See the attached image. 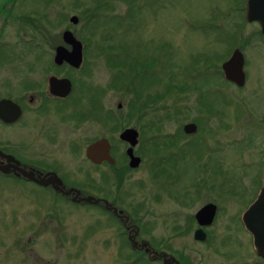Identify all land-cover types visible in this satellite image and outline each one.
Here are the masks:
<instances>
[{"label":"rangeland","instance_id":"rangeland-1","mask_svg":"<svg viewBox=\"0 0 264 264\" xmlns=\"http://www.w3.org/2000/svg\"><path fill=\"white\" fill-rule=\"evenodd\" d=\"M77 1L80 3L78 7L72 5L73 0H53L50 3L46 0H17L15 13L22 19L43 18L44 21L48 19L54 21L56 36L63 27L70 28L76 35L82 29V21L78 20L72 25L68 18L73 14L79 18L82 8L87 9L91 4V0ZM90 9L91 7L88 11ZM237 13V9L231 8L226 0H113L112 9H102V17L99 19L96 32L98 37L105 31L108 32L110 38L106 39V43L109 41L115 46L126 45L127 49L121 53L119 50L112 51L117 57L126 56L132 59V62L138 60L140 65L148 64L136 72L135 88L137 87L142 96L145 93L159 94L169 81L184 87V92L175 103L165 97L164 100L149 102L144 109H137L136 105L133 111L128 106L132 100L131 96L124 90L106 89L103 96L98 99L97 107L96 99L91 100L89 96L82 103L90 112V117H87L84 123L87 142L93 138L111 135L114 143L121 146L117 138L119 130L126 126L137 127L140 133L135 149L138 151H142L152 137L159 138V134L155 133L159 127H162V132L174 133L181 123L200 117L202 130L189 140L190 144L171 149H162L158 144L156 149L152 145L147 147L146 153L154 163L160 156L172 154L174 168L169 165L164 167L156 165L148 173L146 167L148 160L145 158L140 166L130 173L123 185V192L129 194V199L136 204H144V209L150 210L145 215L141 212L133 217L139 226L138 236L158 248L166 241L168 249L187 255L190 264H241L242 256H246L247 261L244 264H250L249 258L253 260L249 235L235 217L226 215L227 213L223 211L209 228L210 240L213 237L221 240L224 239L223 236L232 238L233 243L227 247L220 246V241H213L210 246L196 243L191 237V232L185 228L188 214L203 202V199H199L191 207L189 199L212 195L208 185L215 184L217 178L228 179L227 185L230 186L231 193L230 196L229 190L225 193L229 198L226 202H229L228 208L231 213H233L231 210L237 207L233 198L239 203L247 201L255 192L257 185L264 182V169L261 163L264 154V134L261 118L257 115V111L264 107V57L256 50L257 47H246L248 82L242 89L222 79L216 70V66L225 56L224 53L221 55L224 51L223 44L227 46L232 40L228 34L229 26L237 19ZM58 15L60 16L57 17ZM88 37L90 40L88 57L83 54L82 60V64L88 66L86 85L105 87L115 72L112 73L105 65L104 58L93 54L92 47L98 42V37ZM12 38H6L3 42H13ZM100 40L102 41L101 38ZM39 54L40 51L36 54V63L33 64L45 63ZM117 102L121 103L120 108H116ZM105 110L116 119L117 126L113 132L109 131L112 122L106 120L108 117ZM166 113H172L176 118L161 122V116ZM212 125L220 127L219 143H215L214 137L213 139L210 137L208 130ZM161 167L166 171L162 176L159 173ZM90 172L94 177L93 168ZM150 173H153L152 176ZM151 177L155 178L153 180L156 184H152ZM161 178H164L162 181L165 180L168 191L181 195L180 198L183 200H188L183 201L188 207L182 208L168 197L152 201L156 193L157 196L160 194ZM137 181L142 182V187L133 185ZM29 188L30 185L17 186V191L4 199L0 187V244L6 243L7 249L3 260L7 264H19L13 242L20 235L23 240L30 235L24 232L20 234L14 227L17 224H27V217L31 216L28 213L32 206L30 201L26 200L30 196H24L29 193ZM93 216L94 213L82 212V226L91 225L95 231L97 225ZM73 219L80 220L81 217ZM102 219L105 221L108 218L104 216ZM99 223L103 224V221ZM179 225L183 228L181 233L174 229ZM41 235L37 239L39 242L45 240ZM91 240L92 244L89 239L78 257L72 260L60 256H63L61 252L74 250L58 249L60 252L54 253V256L58 257L55 264H122L127 261L122 257L108 259L106 249H97L94 245L99 240L98 233ZM119 240L121 241V238ZM110 246H114L112 242ZM122 249L126 251V248ZM37 250L40 255L46 256V250L39 245ZM90 250L96 256H92L95 259L88 255ZM85 252L87 255H84ZM88 258H92L93 261ZM134 264L149 263L137 260ZM261 264H264V260Z\"/></svg>","mask_w":264,"mask_h":264},{"label":"flooded vegetation","instance_id":"flooded-vegetation-1","mask_svg":"<svg viewBox=\"0 0 264 264\" xmlns=\"http://www.w3.org/2000/svg\"><path fill=\"white\" fill-rule=\"evenodd\" d=\"M226 2L231 8L237 9L238 13L235 22L229 26L230 28L228 27L230 31L228 34L232 40L227 46L223 44L224 51L221 55L224 53L225 56L216 66V70L222 79L242 89L248 82L246 47H257L256 50H259L264 57V0H226ZM17 3V0H0V187L2 196L6 199L17 191V186L30 185L29 193L24 196H30L26 200L30 201L32 206V210L28 213L31 216L27 217V224L14 225L16 232L30 234L25 240L20 235L13 242L17 263L55 264L58 257L54 256V253L55 251L60 252L58 249L74 250L73 252H69V250L65 253L61 252L63 256L60 257L66 260L75 259L88 240L90 239L92 244V237L98 233L99 240L94 246H97L99 250L106 249L108 259L126 258L127 261L122 264H134L137 260L147 261L149 264L155 262L159 264H190L187 255L181 254L177 250L168 249L166 241L158 248L150 241L138 236L139 226L133 217L141 212L145 215L150 210L144 209L142 203H134L128 198L129 194L123 192V185L130 173L136 170L145 158L148 160L146 167L149 173V170L156 165L163 167L169 165L174 168L173 155L169 153L166 156H160V159L154 163L146 153L147 147L152 145L151 140L148 139V145L144 146L142 151L135 149L136 142L131 147L132 155L138 157L139 162L137 166L131 167L129 165L130 158L126 152L130 145L120 139L119 134L125 128H133L138 133V141L140 130L137 127L126 126L122 127L117 134L121 146L114 143L111 135L98 137L108 140V152L112 163L107 160L100 163L89 160L85 149L89 143L98 138L86 141L84 123L90 116L86 113L87 110L82 106V103L88 96L90 99L93 97L96 99L94 102L97 107L98 99L103 96L106 89L118 90L112 85L114 76L110 77V81L105 87L86 85L88 66L82 64V35L76 34V36L70 28L63 27L56 36L54 21L49 19L44 21L43 18L39 20L22 19L19 14L15 13ZM65 30H70L81 43V59L78 64H70L66 59L56 58L57 47L62 46L66 51L71 49L70 44L63 39ZM6 38H12L13 42H3ZM235 49H238L242 56L243 82L240 86L227 80L221 68V64L230 57ZM38 51L45 61L44 64H33L37 61ZM12 62L21 64H12ZM133 65L132 62L130 72L132 88L128 91L132 104H134L133 89L136 78ZM111 72L113 73V71ZM62 79H66L68 85ZM61 80L63 82H60ZM118 104L121 106V103L117 102L116 108H120ZM129 108L132 111L135 109L133 105ZM91 109L94 110L92 107ZM105 111L108 117L106 120L112 122L109 131L113 132L117 126L116 119L110 115L108 110ZM214 114L218 115L216 112ZM257 115L261 118L263 131L264 107L257 111ZM175 118L176 116L172 113H166L161 116L160 120L165 122ZM199 118L197 116L191 121L181 123L174 133L162 132V127H159L155 130V133L159 134L158 145L162 149H171L190 144L189 140L202 130V121ZM187 123L194 124L195 128L192 132L184 130L183 127ZM211 127L208 130L210 137H212L211 139L214 137V142L219 143L220 127L216 125ZM224 130L227 131V128ZM261 163L264 169V154ZM92 168L94 177L90 172ZM165 172V168L161 167L159 170L161 176ZM27 174H31L32 177H28ZM150 174L152 176L153 173ZM153 179L151 177V180ZM162 179L164 178L160 179V194L157 196L158 193H156L152 201L156 202L161 198L168 197L180 207H188L186 202H183L188 200H183L180 198L181 195L168 191L165 180L162 181ZM214 182L215 184L208 185L212 195L189 199L191 207L199 199H203V202L188 214L186 230L191 232V237L196 243L210 246L211 242L220 241V246L226 245L227 247L233 243L232 238L223 236L224 239L221 240L215 237L210 240L209 228L215 223L218 214L223 211L227 213L226 215L235 217L249 235L253 253V260L249 258L250 264H261L264 256L256 253L252 236L245 229L241 216L256 199L264 182L257 185L255 192L247 201L239 203L236 201L237 199L233 198L237 206L236 209L231 210L233 213L228 208L229 202H226L231 193L230 186L227 185L228 179L217 178V181ZM152 184H156L155 180L152 181ZM133 185L142 187L143 184L141 181H137ZM244 186L247 187V185ZM226 191H228V196ZM223 195L225 197H222ZM87 196H91L93 199L86 200ZM207 205L214 207L212 220L209 224H200L195 217L196 213ZM82 212L94 213L97 230L93 231L91 225L82 226ZM77 216H80L81 219L72 220ZM104 216L109 220L104 221L102 219ZM99 221H103V224ZM134 227L137 228V233L133 237L137 242L136 246H133L130 240ZM174 229L181 233L183 228L182 225H179ZM198 229L203 232L204 239L202 240L194 238V232ZM41 234L45 240L39 242L37 239ZM112 237H114L113 240ZM110 242L114 246H110ZM142 242L145 243L143 247L139 246ZM38 245L46 250V256L40 255L37 250ZM122 248H126V251ZM6 249V243L0 244V264H7L3 260ZM151 250L156 251L157 254H153ZM158 253L161 254L158 255ZM223 254H226L225 251ZM84 255H87V252ZM88 255L96 257L91 250ZM163 255L165 256L163 257ZM92 258L88 259L93 261L95 258ZM241 258H243L241 264H244L247 261L246 256Z\"/></svg>","mask_w":264,"mask_h":264},{"label":"water","instance_id":"water-1","mask_svg":"<svg viewBox=\"0 0 264 264\" xmlns=\"http://www.w3.org/2000/svg\"><path fill=\"white\" fill-rule=\"evenodd\" d=\"M78 21L76 15H71L69 17L70 24L74 25ZM63 39L68 42L71 46L70 51H66L62 46L57 47L56 49V58L66 59L70 64H78L81 59V43L77 40L70 30H65L63 32ZM221 68L224 74V77L233 82L234 84L240 86L243 82V72H242V56L238 49L233 50L230 57L221 64ZM65 80L67 85L68 82ZM60 82H63V81ZM66 85V87H68ZM120 104H118V107ZM184 130L186 132H192L195 128L193 123H187L184 125ZM263 131H264V115H263ZM137 131L133 128H125L120 134L119 138L126 141L130 147L126 150L130 161L129 165L131 167L137 166L139 162L138 157L132 155V146L137 142ZM109 142L106 138H98L91 143H89L85 149V154L89 160L94 163H100L103 160H107L112 163V158L108 152ZM28 177H32L31 174H27ZM86 200L93 199L91 196H87ZM214 213L213 205H207L202 207L196 213V219L200 224H209L212 220ZM242 223L245 229L251 234L253 246L256 250V253L260 256H264V186L261 187L256 199L248 206L241 216ZM137 233V228L134 227L133 233L130 235V240L133 246L137 245L134 236ZM194 238L202 240L204 239L203 232L198 229L194 232ZM145 245L142 242L139 246L143 247ZM147 251L148 248L146 247ZM153 254H157L156 251H153ZM150 251V252H151ZM151 252V253H152ZM161 253H158L160 255ZM165 255H163L164 257Z\"/></svg>","mask_w":264,"mask_h":264},{"label":"trees","instance_id":"trees-1","mask_svg":"<svg viewBox=\"0 0 264 264\" xmlns=\"http://www.w3.org/2000/svg\"><path fill=\"white\" fill-rule=\"evenodd\" d=\"M49 3L53 2V0H46ZM112 1L113 0H91V4L88 6V8L83 9L80 11L79 13V21H82V29L80 30V32L82 33V46H83V54L85 57L87 56V49L89 47L90 44V40L89 37L92 36H96L97 32V26L99 24V19H101V12L102 9H112ZM127 1V0H125ZM72 5H74L75 7L80 6L79 1L77 0H73ZM89 7H91L90 11ZM101 9V10H100ZM90 13V15L86 14ZM44 17H46L45 15H43ZM60 15H58L57 17H59ZM60 20V19H59ZM80 32H77L78 35H80ZM106 32V31H105ZM97 38L98 42H95V44L93 45L92 49L94 50V55L95 56H100L102 58H104V63L105 65L113 72H115V74L113 75V79H112V85L113 87L117 88L118 90H124L128 93V91L132 88L131 86V78H130V72H131V66H132V59H129L128 57L126 58V56L124 57H117L116 53L112 52L114 50H119V52L121 53L123 50L127 49L126 45H113L110 44L109 41L108 43H106V39H109L110 36L108 34V32H106ZM113 34V33H112ZM100 38L102 39V41L100 40ZM134 63V70L135 72H137L138 70H142L143 67L147 66V63H144L143 65L139 64L138 60H135ZM163 90L161 91V93H154V94H150V93H145L144 96H142L140 94V92L137 90V87L133 89L134 91V104H132V101H129L128 106H137V109L139 108H145L146 106H148V103L150 102H154L157 100H161L164 98L167 99H172V101L175 103L176 100L182 96V92H184V87L182 86H178L176 84H173L172 82L170 83L169 81L163 86ZM173 93V94H172ZM91 100H93V97L91 98ZM140 100H143L142 102H140ZM93 104V103H92ZM93 108V105H92ZM176 109H178L176 107ZM175 109V111H177ZM88 114H90V112H87ZM158 137H152L151 140V144L153 146V148L156 149L157 144L159 143Z\"/></svg>","mask_w":264,"mask_h":264}]
</instances>
